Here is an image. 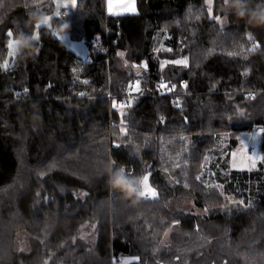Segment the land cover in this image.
Instances as JSON below:
<instances>
[{
    "label": "trees",
    "instance_id": "obj_1",
    "mask_svg": "<svg viewBox=\"0 0 264 264\" xmlns=\"http://www.w3.org/2000/svg\"><path fill=\"white\" fill-rule=\"evenodd\" d=\"M76 1L52 22L88 44L86 60L45 27L10 56L59 0H0V264H264V132L251 168L217 172L221 188L199 178L219 133L234 146L264 127L256 26L224 0H137L135 13ZM110 165L149 173L158 196L112 188Z\"/></svg>",
    "mask_w": 264,
    "mask_h": 264
},
{
    "label": "rangeland",
    "instance_id": "obj_2",
    "mask_svg": "<svg viewBox=\"0 0 264 264\" xmlns=\"http://www.w3.org/2000/svg\"><path fill=\"white\" fill-rule=\"evenodd\" d=\"M108 4L112 8L110 9L112 13H135L138 11L137 0H108ZM256 32L264 41V27L256 26ZM263 132L264 127L240 131L234 136L236 138V144L234 146L230 144L231 134L226 132L219 133L216 145L207 153L204 171L199 175V178L206 184L221 188L223 182L217 176V172L224 173L226 170L232 168H251L261 157L259 144ZM145 175L148 176L149 185L152 187L150 174L146 173ZM189 206L192 207L193 204L189 203ZM81 233L89 242L93 243L95 241L96 232L92 224H83ZM16 239L18 247L28 249L26 231L19 230ZM135 258L133 255L121 256L115 259L113 264H129Z\"/></svg>",
    "mask_w": 264,
    "mask_h": 264
},
{
    "label": "clouds",
    "instance_id": "obj_3",
    "mask_svg": "<svg viewBox=\"0 0 264 264\" xmlns=\"http://www.w3.org/2000/svg\"><path fill=\"white\" fill-rule=\"evenodd\" d=\"M250 0H224V9L226 12L233 13L239 19H246L247 23L257 27H264V5H257L255 9L249 7ZM43 14L34 15L33 20L36 24L52 28L51 20H46ZM69 24L66 22L60 26L61 29L68 28ZM55 31V30H54ZM58 34V33H57ZM36 41L32 35L20 33L16 38V52H19L22 47L29 46L31 42ZM108 183L114 189L121 190L126 197L139 199L142 192V178L129 176L126 174L123 167L116 168L110 165L107 168Z\"/></svg>",
    "mask_w": 264,
    "mask_h": 264
},
{
    "label": "snow or ice",
    "instance_id": "obj_4",
    "mask_svg": "<svg viewBox=\"0 0 264 264\" xmlns=\"http://www.w3.org/2000/svg\"><path fill=\"white\" fill-rule=\"evenodd\" d=\"M206 2L209 3V4H211L212 0H206ZM71 3H72L73 6H75L76 0H71ZM67 6H68L67 4L64 5V7H67ZM209 12H211V8H209ZM55 15L57 17H60L61 16L60 11L57 10L56 13H55ZM45 19L46 20H51L52 17L49 16V17H46ZM216 19L219 20V17H216ZM66 22L69 23V21H63V20L60 21L61 24H64ZM40 28H41V25L40 24H36L35 25L36 31L33 33V38L36 39V40L39 39V29ZM7 35H8L9 38H11L13 34H12L11 31H9L7 33ZM248 38L251 40L252 39V36L249 35ZM258 47H259V44H255L252 47L251 51H256ZM8 48H9V55L10 56H14L15 53H16V40L9 39ZM118 55H120L121 57H123L124 53L121 52V53H118ZM176 63H183V64L186 65L187 62L186 61H176ZM3 66L5 68H7L8 67L7 62H5V64ZM142 67H147V66L146 65H142ZM73 71H76V70L73 69ZM85 83H87V82L85 81ZM162 87H167V86L166 85H162ZM136 90L137 91L139 90L138 85H137ZM118 146L119 145H117V147ZM113 163H115V162H113ZM128 175L131 176V172L130 171L128 172ZM142 185H143V188H142V192H141V197H143L144 199L147 200V199H155L158 196V193L156 192V190L149 185L148 176L147 175H145L143 177V179H142ZM85 195H86V193H85Z\"/></svg>",
    "mask_w": 264,
    "mask_h": 264
},
{
    "label": "water",
    "instance_id": "obj_5",
    "mask_svg": "<svg viewBox=\"0 0 264 264\" xmlns=\"http://www.w3.org/2000/svg\"><path fill=\"white\" fill-rule=\"evenodd\" d=\"M65 4H67L68 6H72L71 0H59V2L56 3L55 10L52 13L45 15V16L52 17V19H51L52 28H47L45 26H41V28L45 27V28L49 29L55 40H57L60 44H62L69 51H71L73 54H75L78 58H80L82 60H86L89 56L88 44L84 40H75L71 37V35L68 32H59V31L55 30L53 27L52 21L54 18H57V16L55 15L56 11L59 10L61 13L62 9L68 7V6L64 7ZM8 60H9V57L7 58V63H8Z\"/></svg>",
    "mask_w": 264,
    "mask_h": 264
},
{
    "label": "built area",
    "instance_id": "obj_6",
    "mask_svg": "<svg viewBox=\"0 0 264 264\" xmlns=\"http://www.w3.org/2000/svg\"><path fill=\"white\" fill-rule=\"evenodd\" d=\"M63 13H65V11H64ZM166 88H167V89H170V86L167 85ZM132 89H133V85H131V86L129 87V91H132Z\"/></svg>",
    "mask_w": 264,
    "mask_h": 264
},
{
    "label": "crops",
    "instance_id": "obj_7",
    "mask_svg": "<svg viewBox=\"0 0 264 264\" xmlns=\"http://www.w3.org/2000/svg\"><path fill=\"white\" fill-rule=\"evenodd\" d=\"M107 8H108V11H109L110 13H112V10H110V9H112V8H111L110 5L108 4V0H107Z\"/></svg>",
    "mask_w": 264,
    "mask_h": 264
}]
</instances>
